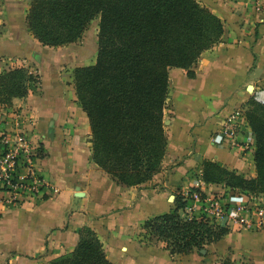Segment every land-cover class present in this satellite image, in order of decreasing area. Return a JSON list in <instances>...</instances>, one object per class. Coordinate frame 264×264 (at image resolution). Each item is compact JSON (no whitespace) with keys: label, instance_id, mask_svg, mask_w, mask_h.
Returning <instances> with one entry per match:
<instances>
[{"label":"crops","instance_id":"1","mask_svg":"<svg viewBox=\"0 0 264 264\" xmlns=\"http://www.w3.org/2000/svg\"><path fill=\"white\" fill-rule=\"evenodd\" d=\"M25 1L7 0L0 11V72L22 60L39 75V88L14 98L10 109L23 115L20 129L37 152L43 184L25 196L0 189V264H51L73 252L82 227L98 234L113 264H220L226 258L264 264V229H230L204 251L181 256L144 230L148 219L172 212L175 198L191 191L205 160L257 175L244 112L252 97L264 101V0H198L223 20V37L191 67L193 75L171 70L167 152L160 172L139 186L119 182L93 159L92 130L77 98L74 69L93 64L98 45L90 63H84L86 45L73 48L80 41L62 48L43 45L30 31L31 0ZM233 114L241 118L235 145L223 134ZM202 189L232 202L246 195L224 184Z\"/></svg>","mask_w":264,"mask_h":264},{"label":"trees","instance_id":"2","mask_svg":"<svg viewBox=\"0 0 264 264\" xmlns=\"http://www.w3.org/2000/svg\"><path fill=\"white\" fill-rule=\"evenodd\" d=\"M99 19L96 61L74 69V84L92 134L94 161L119 182L139 186L160 172L167 152L165 109L173 68L191 67L223 37L224 23L198 0H31L30 31L43 45L62 48L78 42ZM0 72V107L37 90L39 75L24 61ZM255 147V177L205 160L199 176L206 184H224L240 193L264 194V101L252 97L245 107ZM41 151V150H40ZM200 192L197 187L192 192ZM201 194L202 191H201ZM204 195V194H203ZM187 200L148 219L145 233L167 244L173 256L202 250L231 230L207 216L181 215ZM73 252L51 264H113L98 234L79 229ZM220 264L238 263L230 258Z\"/></svg>","mask_w":264,"mask_h":264},{"label":"built area","instance_id":"3","mask_svg":"<svg viewBox=\"0 0 264 264\" xmlns=\"http://www.w3.org/2000/svg\"><path fill=\"white\" fill-rule=\"evenodd\" d=\"M240 120L238 114H233L223 132L224 135L231 137L234 145L237 141ZM29 121L32 123L31 120ZM23 122V115L17 110L0 107V147L2 148L0 150V189L14 195L25 196L38 192L43 180L38 176L35 161L37 152L34 145L20 129ZM249 134L252 140L250 131ZM22 171L26 172L25 175ZM201 172L202 170L198 175H201ZM205 184L199 176L195 187L200 192L191 193L190 191L184 196L187 200V205L183 209L186 216L191 218L207 216L215 224L229 229L252 231L264 229V198L255 194H242L240 202H232L223 195H206L202 189Z\"/></svg>","mask_w":264,"mask_h":264},{"label":"rangeland","instance_id":"4","mask_svg":"<svg viewBox=\"0 0 264 264\" xmlns=\"http://www.w3.org/2000/svg\"><path fill=\"white\" fill-rule=\"evenodd\" d=\"M6 2H7V0H0V11L3 9V6L6 4ZM25 2L28 3V5H29L28 0H26ZM201 4H203V2ZM98 26H99V19H96L89 25L87 31L85 32L84 36L82 37V40H79L80 43L73 46L74 50L78 51V50H81L82 48H84L86 45L87 53L85 56L84 63H90L91 62L92 56L95 52V47L98 45ZM14 65L15 64H13V66ZM259 195L261 196L262 194H259ZM165 247L167 248L166 243H165ZM197 251L199 252L200 250H197Z\"/></svg>","mask_w":264,"mask_h":264},{"label":"water","instance_id":"5","mask_svg":"<svg viewBox=\"0 0 264 264\" xmlns=\"http://www.w3.org/2000/svg\"><path fill=\"white\" fill-rule=\"evenodd\" d=\"M250 90H252V86H250ZM202 251H204V250H202Z\"/></svg>","mask_w":264,"mask_h":264}]
</instances>
